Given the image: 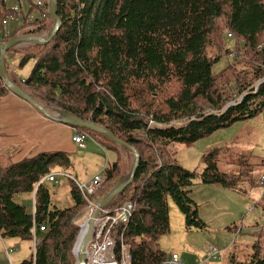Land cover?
<instances>
[{
	"label": "trees",
	"instance_id": "16d2710c",
	"mask_svg": "<svg viewBox=\"0 0 264 264\" xmlns=\"http://www.w3.org/2000/svg\"><path fill=\"white\" fill-rule=\"evenodd\" d=\"M7 1L0 0V44L21 39L4 53L10 83L47 114L63 113L78 149L89 140L116 155L111 166L84 183L70 172L65 153H40L16 163L0 155V242L6 249L7 240L33 246L19 264H76L78 218L87 206L79 186L97 174L103 185L92 201L125 185L105 208L133 206L128 223L111 230L116 255L127 246L131 264L169 262L158 244L170 231L168 199L186 230L205 231L192 188L216 186L242 196L264 188V170L254 178L247 160L239 173H221L219 149L203 156L200 174L176 160L177 147H192L264 111V0H55L60 27L48 42L41 39L54 26L50 0H42L40 8L29 3L26 15ZM34 9L41 17L27 24ZM19 18L23 26L7 34L5 24ZM226 34L233 48L225 44ZM223 57L231 62L214 74ZM29 63V74L20 77ZM10 93L0 76V102ZM63 179L70 184L73 205L68 208L52 202L46 185L59 186ZM255 206L264 213V194ZM261 243L256 240L246 261L230 257L228 264H264Z\"/></svg>",
	"mask_w": 264,
	"mask_h": 264
},
{
	"label": "rangeland",
	"instance_id": "374dc122",
	"mask_svg": "<svg viewBox=\"0 0 264 264\" xmlns=\"http://www.w3.org/2000/svg\"><path fill=\"white\" fill-rule=\"evenodd\" d=\"M21 3H25V7L21 6V8L22 13L26 15L29 0H8L7 6L19 11ZM32 12H34L33 15L31 14L32 16L30 15L28 19L36 20L41 17L39 10L34 9ZM22 21H24L23 18L8 21L11 22L9 29L13 30L16 23ZM224 41L233 48L230 35L226 34ZM230 62L231 60L223 57L213 67V73H218ZM31 66L32 64L29 63L19 76L25 78ZM85 147V149H77L71 157L73 166L70 172L78 178L80 183L89 180L94 173L102 172L116 159L115 153L89 140L85 141ZM214 149L220 150L216 167L221 173L237 174L242 167L246 169L243 161L247 160L249 165H253L252 176L260 178L264 170L262 165L259 166L264 163V111L258 118L238 123L192 147H177L176 160L183 168L200 174L204 168L203 156ZM243 153L247 159L243 157ZM46 185L52 193V202L59 208H68L73 205L68 180H60L59 186L56 187ZM263 194L262 187L251 190L247 196L216 186L192 188V195L198 205V215L207 225L205 231L186 230L182 214L168 199L170 231L168 235L159 239V248L168 256L170 255V259L172 257L180 259L182 264H228L230 257H234L239 262L246 261L252 253V246L256 240L262 241L261 246L264 250V213L255 206L260 202ZM4 244L7 249L17 247L18 252H14L10 259H7L0 242V264H19L28 259L33 252V246L28 241L7 240ZM207 246L214 247L219 252L215 259H207Z\"/></svg>",
	"mask_w": 264,
	"mask_h": 264
},
{
	"label": "crops",
	"instance_id": "0c3cea01",
	"mask_svg": "<svg viewBox=\"0 0 264 264\" xmlns=\"http://www.w3.org/2000/svg\"><path fill=\"white\" fill-rule=\"evenodd\" d=\"M20 6L25 7V3L19 4ZM28 9L29 6L26 10ZM31 22V19H27L26 23ZM10 23L4 26L7 34L22 27L24 21L17 22L13 30L9 29ZM24 31L25 29L20 31L19 35ZM42 115L39 110L14 94L4 97L0 102V155L16 163L40 153L62 152L69 155L71 161L78 147L71 141L72 128L67 125L66 116L58 113L53 116L57 121H50ZM7 257L10 259L11 256Z\"/></svg>",
	"mask_w": 264,
	"mask_h": 264
},
{
	"label": "built area",
	"instance_id": "2783aa9c",
	"mask_svg": "<svg viewBox=\"0 0 264 264\" xmlns=\"http://www.w3.org/2000/svg\"><path fill=\"white\" fill-rule=\"evenodd\" d=\"M29 1L34 7L40 8L43 6L42 0ZM19 11L22 12L21 6ZM72 140L76 144L80 143L78 137H73ZM48 180L54 181V176L50 175ZM102 185L103 179L100 174H97L89 183L79 186L80 192L87 201V206L78 218V222L80 221L81 223L79 225V234L72 251L73 256L76 259V264H81L80 256L83 257V264H131V257L127 246L121 245L120 251L116 255L115 244L113 238H111V230L115 225L128 223L132 215L133 206L130 203H123L114 210L106 209L105 199H107L110 192L105 199H99L97 202L92 201L90 197L96 195L100 191ZM102 203H104L103 206ZM90 217L95 218V222L92 220L93 218L91 219ZM89 220L92 221L93 227L89 240L84 243L82 242L81 236ZM80 239L82 244L80 246V252H77L76 247ZM206 250L210 259H215L219 254V252L211 246H207ZM4 252L9 256L13 251H8L4 248ZM165 264H182V262L177 257H173Z\"/></svg>",
	"mask_w": 264,
	"mask_h": 264
},
{
	"label": "water",
	"instance_id": "95a60500",
	"mask_svg": "<svg viewBox=\"0 0 264 264\" xmlns=\"http://www.w3.org/2000/svg\"><path fill=\"white\" fill-rule=\"evenodd\" d=\"M55 0H50V4H49V10H48V15L50 17V19L52 21H54V26H53V30L52 33L49 35V37L45 40V39H41V42H48L51 40V38L56 34L57 29L60 27V21L56 15L55 12ZM21 39H10L9 41H7L6 43H2L0 44V76L2 77V80L4 82L5 85H7V87L9 88L11 94L16 95L17 97L21 98L22 100H24L25 102L29 103L30 105H32L34 108H36L37 110H39L46 118H48L49 120L52 121H57V119L49 114H47L40 106L36 105L35 102H33L31 100V98L25 94L23 91H21L19 88L13 86L8 78V75L5 71V65H4V53L5 51L14 43L18 42ZM74 124L78 127H82V128H87V129H91L94 130L96 132H103L101 129L89 124V123H84V122H74ZM105 134L109 137V139L114 142L116 145L118 146H123V143L120 142L119 140H117L116 138L112 137L111 135H109L108 133L105 132ZM135 163L138 160L137 155L135 154ZM135 167L132 170L131 173V178L134 176L135 173ZM125 185H121V186H117L115 187L109 194V196L107 197V199H105V203L109 202L110 199L112 197H114L115 195H117L118 193H120L122 191V189L124 188ZM104 203H102L103 206ZM95 216V215H94ZM82 250V249H81ZM80 263L83 264V257L80 256Z\"/></svg>",
	"mask_w": 264,
	"mask_h": 264
},
{
	"label": "bare ground",
	"instance_id": "6f19581e",
	"mask_svg": "<svg viewBox=\"0 0 264 264\" xmlns=\"http://www.w3.org/2000/svg\"><path fill=\"white\" fill-rule=\"evenodd\" d=\"M91 218V217H90ZM93 218V217H92ZM91 218V219H92ZM95 218H93L92 220L95 222L94 220ZM92 227H93V223L91 220H89L85 227H84V230H83V233H82V236H81V239H82V242L86 243L88 240H89V237H90V233L92 231ZM81 239L78 243V246L76 247L77 248V252L79 251L80 252V246H81Z\"/></svg>",
	"mask_w": 264,
	"mask_h": 264
},
{
	"label": "clouds",
	"instance_id": "9594fccd",
	"mask_svg": "<svg viewBox=\"0 0 264 264\" xmlns=\"http://www.w3.org/2000/svg\"><path fill=\"white\" fill-rule=\"evenodd\" d=\"M117 187V186H116ZM114 189V188H113ZM78 237V236H77ZM77 240V239H76ZM208 260L210 259L209 257L207 258ZM180 260V259H179ZM181 261V260H180Z\"/></svg>",
	"mask_w": 264,
	"mask_h": 264
}]
</instances>
